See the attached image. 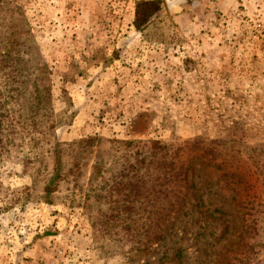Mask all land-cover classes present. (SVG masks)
<instances>
[{"label": "rangeland", "instance_id": "rangeland-1", "mask_svg": "<svg viewBox=\"0 0 264 264\" xmlns=\"http://www.w3.org/2000/svg\"><path fill=\"white\" fill-rule=\"evenodd\" d=\"M138 1L0 0V264H264V0H162L142 31ZM48 129L98 138L78 182L50 195L51 175L23 161ZM214 139L227 144L211 155ZM130 164H150L145 190L117 214L116 195L135 194L111 190ZM186 173L224 223L191 193L169 211L161 190Z\"/></svg>", "mask_w": 264, "mask_h": 264}, {"label": "trees", "instance_id": "trees-1", "mask_svg": "<svg viewBox=\"0 0 264 264\" xmlns=\"http://www.w3.org/2000/svg\"><path fill=\"white\" fill-rule=\"evenodd\" d=\"M163 7V1L162 0H140L135 5V11H134V21L133 25L134 27L142 31L144 30L150 21L155 17ZM13 26V25H12ZM17 25H14L16 27ZM8 42V41H7ZM5 42V43H7ZM11 45V41L9 42ZM2 62L7 63L8 59L5 55L2 56ZM12 66V65H11ZM1 68V67H0ZM13 70H16L13 68ZM0 122L2 120L0 119ZM44 135V137L52 138L53 140L49 142V146L45 150L44 153L35 150L29 154V156L24 157V163L25 164H34V172L36 173H42L44 177H47L49 174L51 175L50 178L46 180V183L44 184L42 188V192L44 194L53 193V191L58 189V184L62 180H66L68 176L74 175L76 182H78V179L83 175L81 171L82 165H88V159L93 153V149L96 145V141L98 140L97 137L89 136L85 138H81L79 140H75L69 143H64L56 139L54 136V133L50 132ZM223 141V142H222ZM211 140L209 141V150L208 152L211 155H214L217 152H220L222 146L224 144H227L224 140ZM197 142V141H196ZM225 142V143H224ZM131 143V142H128ZM223 143V144H222ZM156 144V143H154ZM73 145H76V148L74 149ZM41 147V146H40ZM70 148V149H69ZM2 154V152H0ZM44 164H51L50 170L46 171V167ZM64 164H70L68 169L64 171ZM143 165L149 166L150 164H130L129 169L126 171H119L118 175L120 178H115V183L113 184L111 190L115 191H122L130 190L131 192L135 191L134 195L132 197H129L128 199H125L127 202H124V199H119V197L116 195L115 200L112 201L113 207L112 209L117 213H121L124 210L133 209L135 206V203L138 200V197H136L137 192H141L145 190V183L146 179L143 178L145 173L139 174V171H141V168ZM172 165V164H171ZM219 166V164H217ZM103 164H99V160H97L96 163L91 165V174L89 178V182H92V179L96 178V175L99 174L102 171ZM170 171H174V168L171 167ZM174 176H178L177 172L173 173ZM99 176L102 177L101 174ZM56 180V185H55ZM117 180V181H116ZM37 186L36 180L32 181V184L30 186L24 187V189L21 190V192L17 195H14V202L11 204L14 205L16 202L24 204L26 201H30L32 193L35 192ZM135 187V188H133ZM168 189V190H167ZM163 194L170 193V199L168 200L169 204V211H180L185 206L186 199L184 198L185 195L192 194L193 203L190 204L191 209L197 210V214L202 216L204 218V221L209 223H215L221 221L224 223L225 219L223 216L219 215V210L210 208L207 206L200 194H198L197 188L192 181V179L188 178V173H186L182 180H180L178 183L175 184V187H168L163 188L162 190ZM194 191H197L194 193ZM144 196V195H142ZM45 197V196H44ZM158 197V196H157ZM95 201L101 202L99 197H94ZM119 200H116V199ZM43 200V197L41 198ZM47 203L52 202L51 198H46ZM123 201V202H121ZM86 204L89 207L90 198L89 196L86 198ZM0 209V210H4ZM8 209V208H6ZM248 226H252V224L249 222ZM227 227L226 225L224 226ZM157 235V234H156ZM155 235V236H156ZM179 263V262H178ZM181 264V263H179Z\"/></svg>", "mask_w": 264, "mask_h": 264}]
</instances>
